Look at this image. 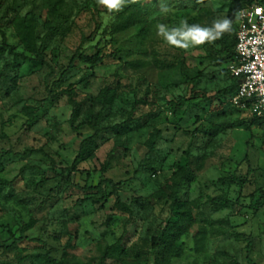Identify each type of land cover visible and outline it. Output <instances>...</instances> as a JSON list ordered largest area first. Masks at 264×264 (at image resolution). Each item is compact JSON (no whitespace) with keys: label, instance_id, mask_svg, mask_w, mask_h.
Wrapping results in <instances>:
<instances>
[{"label":"rangeland","instance_id":"1","mask_svg":"<svg viewBox=\"0 0 264 264\" xmlns=\"http://www.w3.org/2000/svg\"><path fill=\"white\" fill-rule=\"evenodd\" d=\"M244 2L140 0L142 20L113 31L111 25L130 11V0L112 11L98 0H0V28L24 56H0V152L31 150L0 162V179L12 181L0 185V264H45L41 254L59 258L64 250L73 262L99 264L105 247L118 239L107 264H151L153 258L160 264H264V203L254 209L264 190V122L237 112L223 94L202 98L231 84L220 41H189L182 49L158 34V25L171 31L184 22L212 28L227 20L222 34L229 42ZM30 11L46 64L32 61L12 24ZM78 48L106 57L93 67L69 64ZM69 86L92 114L101 108L95 98L102 90L111 97L99 128H112L128 116L143 123L118 135L106 130L87 142L72 185L60 170L70 166L93 131L71 130L72 107L61 93ZM46 87L57 96L44 102ZM185 163L189 182L178 192V204L191 222L173 244L178 254L169 257L152 239L167 218H176L170 211L173 179ZM229 177L246 183L230 185L223 181ZM103 178L123 182L119 199L133 212L127 225L128 215L113 208V197L100 204L79 202L107 195L108 185L102 191L81 189ZM219 196L225 201L211 200ZM20 231L27 239L15 241ZM68 233L75 237L66 247ZM242 234L251 239L248 252Z\"/></svg>","mask_w":264,"mask_h":264},{"label":"trees","instance_id":"2","mask_svg":"<svg viewBox=\"0 0 264 264\" xmlns=\"http://www.w3.org/2000/svg\"><path fill=\"white\" fill-rule=\"evenodd\" d=\"M56 1H61V0H55V2ZM139 2L140 0H130V8H131L130 11L111 25V29L113 31H117V30H121L126 27L133 26L142 20V16H141L142 11L139 7ZM252 2L264 3V0H245L243 4H240L239 8L245 5L251 4ZM12 24L15 29V33L17 37L19 38V41L24 47V49L34 55L31 58L32 61L38 64H46L41 51L36 46L35 41H34L33 12L32 11L27 12L23 17L13 19ZM0 37H1L0 56L3 55L5 52H7L11 54L14 58L24 57L22 54L15 52V46L7 43L6 35L1 28H0ZM217 40L220 41L225 46L226 64H228L234 56L235 30H234V35L231 41L226 42V38L224 34H221L220 37L217 38ZM105 57H106L105 54H103L100 50H96L94 53H83L78 48L75 51V53L72 55V57L70 58L69 64L77 60L78 62L86 64L89 67H93V66H97L101 64ZM7 65H11V64L7 63ZM180 70H181V74L185 77L184 68L181 63H180ZM2 76L3 74L0 73V79L2 78ZM230 79H231V84L228 87L217 92L215 96H207V97L202 96V98L206 100H212V99H215L214 97H217L220 94H223L224 96L227 97V100H228L229 96L234 93L237 87V80L232 77H230ZM46 92H47V97L45 98L44 102L53 100L57 96V93H55L51 88L46 87ZM61 93H64L67 96V100L72 107L69 118H68V123H69L71 130L78 131L83 127H87L93 131L90 136L84 138L81 141L78 153L74 157L70 166L60 170V173L62 174V179L64 180V182L68 185H72V182L70 179L71 173L76 171V166L81 159L83 146L87 142L95 140L97 137H99V135L104 133V131L106 130H114L113 133L118 135L121 133H128L135 129H139L143 126V123L138 124L136 123L137 120L135 118L128 116L124 121L118 124H115L112 128H102V127L99 128L98 123L100 120V116L103 112V109L105 105L111 101V97L107 96L105 90H102L99 93V95L95 98V101H97L101 105V108L93 114L90 112H87L84 106V102H79L75 99L74 91L71 88V86L61 90ZM183 101H184V98H181L179 104L176 107L179 108L182 105ZM233 109H235L237 112L243 113L242 111L236 108H233ZM247 117L248 119L255 120L258 123L264 122V116L257 117L254 115H247ZM239 125H241V122L239 124H233V127H237ZM29 151L31 150H26L22 153H15L12 150L1 151L0 152V162L8 155H24ZM188 170H189V166L187 163H185L178 169V171L174 175L173 184H174L175 190L173 191V194H172V200L170 203V211L172 214L173 213L174 215L176 214V218L175 219L167 218L164 221L163 227L159 235L152 239L153 246L154 247H156L157 245L164 246V250L169 253V257H173L178 254L179 249L173 244L179 238V236H181L188 230V227L191 222L190 217L187 215L186 211L183 209H180L179 204H178V192L182 189L184 184H187L189 182ZM223 181L227 182L230 185H234L237 187H241L242 185L246 183V180L238 179L234 177L225 178L223 179ZM11 182L12 181L0 179V185L9 186ZM122 184H123L122 181L114 182L108 178L100 179L96 185L88 186V187H81V189L83 191H97V190L102 191V187L104 185H108L110 187L109 193L105 195L103 192H101V196L99 198L87 197L84 199H80L79 202L87 201L92 204H100L104 202L107 197H113L114 199L113 208L119 212H122L128 215V219L125 221V225H127L130 222V219L132 218L133 212L128 205L124 204L119 199L118 190ZM258 193H259L258 199L254 204L255 210L264 203V190H259ZM211 200L212 201H225V198L219 196V197L211 198ZM242 236L246 240V251L248 252L250 249V245H251V239L248 235L242 234ZM74 237H75V234L68 233V240L66 241V247L70 246V243ZM23 239H27V238L23 234V232L20 231V235L18 238H15V241H21ZM30 240L35 241V242H40V240L38 239H30ZM119 242H120V239H118L115 244L105 247L103 254L100 258L99 264H107L106 259L109 256L110 251L113 250L119 244ZM40 256L43 258L45 264H87V263L73 262L69 257H67L66 250L63 251L62 255L59 258L51 257L48 252H45L44 254H41ZM246 258L248 262H250L249 257L247 256ZM151 264H160V260L153 258Z\"/></svg>","mask_w":264,"mask_h":264},{"label":"built area","instance_id":"3","mask_svg":"<svg viewBox=\"0 0 264 264\" xmlns=\"http://www.w3.org/2000/svg\"><path fill=\"white\" fill-rule=\"evenodd\" d=\"M264 3L252 2L237 10L234 56L226 68L237 87L228 98L246 115L264 116Z\"/></svg>","mask_w":264,"mask_h":264},{"label":"clouds","instance_id":"4","mask_svg":"<svg viewBox=\"0 0 264 264\" xmlns=\"http://www.w3.org/2000/svg\"><path fill=\"white\" fill-rule=\"evenodd\" d=\"M98 3L105 6L109 11L120 10L123 0H98ZM264 9L257 8L256 12L260 13ZM229 29V23L225 20L223 23L216 22L212 28H201L198 25L188 27L184 22L182 28H175L171 31L167 30L164 25H158V34L163 36L169 45H173L182 49L189 47V41L193 45H201L205 41H212L220 37V35Z\"/></svg>","mask_w":264,"mask_h":264}]
</instances>
